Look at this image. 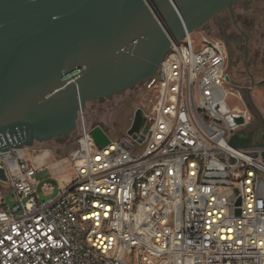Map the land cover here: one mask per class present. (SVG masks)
<instances>
[{"label": "built area", "instance_id": "2783aa9c", "mask_svg": "<svg viewBox=\"0 0 264 264\" xmlns=\"http://www.w3.org/2000/svg\"><path fill=\"white\" fill-rule=\"evenodd\" d=\"M196 31L200 41L194 31L172 42L145 80L125 134L106 131L100 147L79 110L76 147L49 175L75 176L56 196L44 181L50 198L40 197L43 153H0L16 203L0 200V264H264V136L250 128L226 43ZM138 110L144 124L130 133ZM240 130L256 143L232 146Z\"/></svg>", "mask_w": 264, "mask_h": 264}, {"label": "water", "instance_id": "95a60500", "mask_svg": "<svg viewBox=\"0 0 264 264\" xmlns=\"http://www.w3.org/2000/svg\"><path fill=\"white\" fill-rule=\"evenodd\" d=\"M239 1L0 0V153L71 134L89 101L153 77L172 42ZM143 124L138 110L129 132ZM91 133L110 142L100 125ZM256 137L240 130L231 145Z\"/></svg>", "mask_w": 264, "mask_h": 264}, {"label": "rangeland", "instance_id": "374dc122", "mask_svg": "<svg viewBox=\"0 0 264 264\" xmlns=\"http://www.w3.org/2000/svg\"><path fill=\"white\" fill-rule=\"evenodd\" d=\"M202 28L212 37L222 39L226 43L228 69L233 83L238 85L245 95L251 114L250 128L255 130L260 123L264 124V0L236 2L231 9L226 7L219 11ZM193 36L200 41L198 31H195ZM145 89L143 81L120 94L89 101L84 108V114L89 123L100 125L112 137L119 138L130 126L134 112L146 102ZM254 123H257L256 126ZM77 137L78 132L75 130L63 137L36 142L31 148L34 155L50 152V157L47 158L48 166L40 169L36 175L40 182V197L43 200L50 198L42 191L44 181L55 185L56 189L52 194L54 197L64 185V179L75 176V172L68 167V173L59 174V181L49 177L51 164L68 155L76 147ZM7 192V186L0 183V200L14 207L16 203L13 201V195Z\"/></svg>", "mask_w": 264, "mask_h": 264}, {"label": "flooded vegetation", "instance_id": "af4514ba", "mask_svg": "<svg viewBox=\"0 0 264 264\" xmlns=\"http://www.w3.org/2000/svg\"><path fill=\"white\" fill-rule=\"evenodd\" d=\"M256 124L257 123H255V126H256ZM255 131H258L261 136H264V124L260 123L258 125V128L255 129Z\"/></svg>", "mask_w": 264, "mask_h": 264}, {"label": "crops", "instance_id": "0c3cea01", "mask_svg": "<svg viewBox=\"0 0 264 264\" xmlns=\"http://www.w3.org/2000/svg\"><path fill=\"white\" fill-rule=\"evenodd\" d=\"M44 156L47 159L50 156V152L49 153L47 152V154H46V152H44Z\"/></svg>", "mask_w": 264, "mask_h": 264}, {"label": "bare ground", "instance_id": "6f19581e", "mask_svg": "<svg viewBox=\"0 0 264 264\" xmlns=\"http://www.w3.org/2000/svg\"><path fill=\"white\" fill-rule=\"evenodd\" d=\"M46 154H47V152H46Z\"/></svg>", "mask_w": 264, "mask_h": 264}, {"label": "trees", "instance_id": "16d2710c", "mask_svg": "<svg viewBox=\"0 0 264 264\" xmlns=\"http://www.w3.org/2000/svg\"><path fill=\"white\" fill-rule=\"evenodd\" d=\"M251 106V105H250Z\"/></svg>", "mask_w": 264, "mask_h": 264}]
</instances>
